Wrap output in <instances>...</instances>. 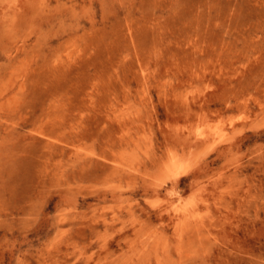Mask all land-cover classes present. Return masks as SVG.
Segmentation results:
<instances>
[{
    "label": "rangeland",
    "instance_id": "rangeland-1",
    "mask_svg": "<svg viewBox=\"0 0 264 264\" xmlns=\"http://www.w3.org/2000/svg\"><path fill=\"white\" fill-rule=\"evenodd\" d=\"M0 264H264V0H0Z\"/></svg>",
    "mask_w": 264,
    "mask_h": 264
},
{
    "label": "bare ground",
    "instance_id": "bare-ground-1",
    "mask_svg": "<svg viewBox=\"0 0 264 264\" xmlns=\"http://www.w3.org/2000/svg\"><path fill=\"white\" fill-rule=\"evenodd\" d=\"M159 259H164V257L162 256V258L161 257H158Z\"/></svg>",
    "mask_w": 264,
    "mask_h": 264
}]
</instances>
